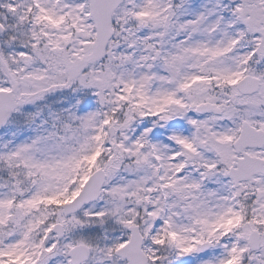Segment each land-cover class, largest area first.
Segmentation results:
<instances>
[{
  "label": "snow or ice",
  "instance_id": "1",
  "mask_svg": "<svg viewBox=\"0 0 264 264\" xmlns=\"http://www.w3.org/2000/svg\"><path fill=\"white\" fill-rule=\"evenodd\" d=\"M0 264H264V0H0Z\"/></svg>",
  "mask_w": 264,
  "mask_h": 264
}]
</instances>
